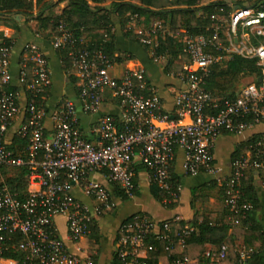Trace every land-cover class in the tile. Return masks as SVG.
Listing matches in <instances>:
<instances>
[{"label":"built area","instance_id":"built-area-1","mask_svg":"<svg viewBox=\"0 0 264 264\" xmlns=\"http://www.w3.org/2000/svg\"><path fill=\"white\" fill-rule=\"evenodd\" d=\"M228 5L229 9L218 6L209 15L210 26L200 34L185 28L173 31L160 17L141 26L136 25L144 20L141 15L128 16V29L153 62L171 56L168 49H161V39L171 37L180 43L184 57L180 70L172 74L182 87L174 97V116L162 110L142 68L128 67L120 77L112 75L115 58L105 53V40L88 46L62 17L51 44L66 51L77 78V102L61 97L50 104L51 70L38 43L23 44L14 77L12 42L0 41V264H93L90 256L81 257L67 247L55 218L65 217L71 241L88 237L97 219L114 206L109 189L90 174L104 172L113 186L133 197L135 156L151 183L162 190L161 201L175 203L180 186L170 169L177 148L184 151L187 174L204 171L218 176L226 187L227 217L233 225L249 226L254 208L244 198L245 180L250 175L264 180V10L250 4ZM0 32L8 37L1 27ZM233 57L254 60L258 69L235 95H214L206 88L209 73L214 65ZM106 91L117 99L119 116L102 114L84 130L79 114L99 111ZM254 127L257 130L234 151L229 172H221L213 155L216 139ZM14 137L26 140L22 149L11 147ZM20 167L27 170V186L21 195L8 183L11 169ZM75 188L89 204L75 197ZM173 227L178 228L180 248L197 228L179 214L158 222L143 212L133 213L119 228L113 264H152L151 255L158 251L154 241H164L165 249L172 250ZM235 250L239 264H249L255 253L254 247L242 242H237ZM226 254L225 243L204 251L211 260H221ZM190 262L183 256L172 258L169 264Z\"/></svg>","mask_w":264,"mask_h":264},{"label":"crops","instance_id":"crops-1","mask_svg":"<svg viewBox=\"0 0 264 264\" xmlns=\"http://www.w3.org/2000/svg\"><path fill=\"white\" fill-rule=\"evenodd\" d=\"M126 1L138 5L141 4L140 0ZM213 1L216 0H201L199 5ZM222 1L232 4L231 0ZM87 2L90 6L113 8L117 0H88ZM66 4L67 0H31L30 5L27 7H15L9 11L0 13V27L6 30L8 36L6 38L12 42L13 53L10 68L14 77L18 74L20 50L23 44L26 42H36L43 50L51 70L50 104H55L61 97H70L77 102V78L73 74L72 68L66 66V63L63 62L60 52L52 47L51 40L54 31L47 26L46 21V16L50 12L60 15ZM127 15L128 13L120 16L115 12L111 14L112 23L110 29L114 35L115 52L113 56L115 61L110 72L112 75L120 77L128 67L142 68L155 94L159 97L162 110L174 116V97L182 87V82L174 74L180 70V65L178 70L167 72L165 67L171 56H168V60L166 61L160 63L153 62L147 48L140 44L134 32L128 29L129 21H122V18L125 20ZM141 16L144 20L136 25L148 26L151 18L147 19L145 16ZM166 22L169 24L168 19H166ZM102 31L103 29L101 28L96 29L94 32L100 33ZM127 31H130L135 38L126 35ZM82 35L85 41L91 37L87 36L84 32ZM2 40L3 35L0 32V41ZM119 113L120 107L117 99L110 92L106 91L99 111L91 114L82 112L79 114L80 125L87 131L91 124L102 114H112L118 117ZM45 125L48 129L51 127L48 119H46ZM256 130L257 127H254L242 133H224L216 139L213 155L215 163L221 168V172L224 174L229 172L230 161L234 151L237 147H242L245 141ZM89 137L92 138V136ZM183 159L184 151L181 148H177L171 170L179 181L180 191L178 199L171 206L164 204L155 195V185L151 183L148 171L137 156L133 158L132 162L133 178L137 193L128 199L124 200L115 195L114 186L107 180L104 172L91 173V179L104 184L109 189L114 206L112 210L97 219L96 226L100 234L98 248L91 247L87 242V237L76 242L71 241L67 233L66 219L63 215H58L55 218V224L67 247L81 257L90 256L93 264H112L119 228L135 212H143L158 222L171 218L176 214H179L185 221L191 224H194L193 220L195 218L201 216L210 217L214 222L220 221L225 212V205L222 184L217 180L218 176L204 171L187 174L183 166ZM253 184L260 207L253 210L251 219L261 227L263 244L261 250L258 251L255 257L251 258L249 264H264V180L255 179ZM73 193L80 202L90 203V200L78 188H75ZM237 242L241 243L242 239H238ZM214 247L210 242L204 244L205 250ZM157 264H164L163 260H159Z\"/></svg>","mask_w":264,"mask_h":264},{"label":"trees","instance_id":"trees-1","mask_svg":"<svg viewBox=\"0 0 264 264\" xmlns=\"http://www.w3.org/2000/svg\"><path fill=\"white\" fill-rule=\"evenodd\" d=\"M30 1L31 0H0V13L9 11L15 7H27L30 5ZM87 1L88 0H67V4L60 15L50 12L46 16L47 26L55 33L57 21L62 17L77 35H82L84 32L87 36H91L89 40L86 41L88 46L105 40L104 50L109 57H112L115 52L113 42L114 35L110 31L112 23L111 14L113 12L120 16L128 13L125 17L126 19L123 20L124 18H122V21H127L128 16L134 13L143 15L147 19L152 17H160L165 21L168 19L169 25L173 31L179 28H185L192 34H200L206 33V28L210 26L211 23L209 15L215 11L218 6H224L226 9L230 8L228 3L222 0H216L204 5H199L201 0H140V5L126 0H117L113 8L90 6ZM231 1L232 5H245V0ZM248 1L250 5H256L264 10V0ZM101 28L103 29L102 32H94L96 29ZM104 33H107V38H104ZM126 35L135 38L130 31H127ZM3 41L8 43L10 40L8 38H3ZM160 44L161 49H168L171 52V57H169L165 70L167 72L178 70L184 57V55H181L180 43L175 38L167 37L161 39ZM58 51L60 52L63 62L69 67V59L65 56L66 51L62 49ZM257 69L254 60L233 57L224 64H216L212 67L207 78L206 88L212 91L214 95L233 96L236 93V90L233 89L234 82L240 76L256 72ZM25 144L26 140L20 137H14L11 147L14 148V150H19L22 149ZM240 147H237L236 150ZM11 171L13 174L8 177V183L13 192H17L21 195L22 192L26 190L27 186L25 177L27 170L25 167H20L11 169ZM170 173L173 179H177L171 169ZM253 181L254 179L251 175L247 176L244 187V198L253 204L254 209H258L260 206ZM225 190V184H222L224 196ZM114 192L115 195L119 196L121 199L125 200L129 198L117 186H114ZM136 193L137 190L135 189V194ZM155 195L158 199H162V190L157 185H155ZM167 205L171 206L173 203ZM224 210L225 212L220 221L214 222L210 217L202 216L195 218L193 222L197 226L196 231L186 239L182 248H180L177 243L176 233L178 228L173 227L174 245L172 250L167 251L165 249L164 241H154L158 246V251L151 255V263L157 264L159 260H163L164 264H169L172 258L186 256L192 259V262L189 264H239V258L235 248L237 240L240 238L242 239V243L246 246L255 248V253L252 255V258L255 257L258 251L261 250L263 244L261 227L252 219L247 228L243 225H233L227 217V208L225 207ZM99 238L100 234L95 224L87 237V242L91 247L98 248ZM206 242L212 243L215 246L214 248H217L221 243H225L227 245L226 256L221 260H211L209 257L204 256V244Z\"/></svg>","mask_w":264,"mask_h":264},{"label":"rangeland","instance_id":"rangeland-1","mask_svg":"<svg viewBox=\"0 0 264 264\" xmlns=\"http://www.w3.org/2000/svg\"><path fill=\"white\" fill-rule=\"evenodd\" d=\"M248 4H249V1L246 0V1H245V5H248ZM224 63H225V62H224ZM224 63H223V64H224ZM251 79H252V78L250 77L249 74L244 75V76H243V75L240 76V77L234 82L233 89L237 91V90L240 88V86L246 84V83L249 82Z\"/></svg>","mask_w":264,"mask_h":264}]
</instances>
